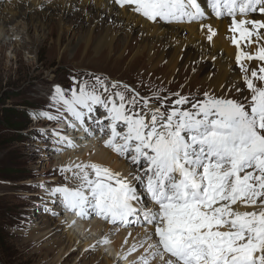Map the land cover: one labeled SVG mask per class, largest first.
Instances as JSON below:
<instances>
[{
	"label": "snow or ice",
	"instance_id": "obj_1",
	"mask_svg": "<svg viewBox=\"0 0 264 264\" xmlns=\"http://www.w3.org/2000/svg\"><path fill=\"white\" fill-rule=\"evenodd\" d=\"M114 3L121 8L130 6L154 23L205 18V9L198 0ZM206 3L216 17H231L232 43L238 49L240 40L255 37L259 41L264 35L260 32L264 29L261 20L236 18L237 14L247 17L256 12L264 16V0ZM208 31L211 41L215 33L211 27ZM253 58L264 62V44L255 57L243 51H238L236 57L251 92L247 106L206 96L204 101L192 104V110L173 107L170 112H161L157 108L150 120L136 112L130 114L124 92L117 91L107 100L102 98L96 86L105 92L108 86L99 77L91 91L85 84L71 90L70 98L56 86L54 104L63 105L81 125L86 113L90 116L97 106L104 108L108 124L99 119L94 122L109 137L105 146L117 155L130 157L142 169L133 180L145 191L138 194L137 188L119 173L90 163L62 169L73 171L79 183L74 188L57 187L51 195H58L67 210L82 218L91 210L114 225H127L131 217L142 216L157 239L150 245L151 259L142 258L141 264H151L157 256L163 264H264V87L253 82V78L264 82V66L259 69L261 75L253 69L250 78L248 68L242 64V60ZM112 87L117 85L113 83ZM124 88L128 91L126 85ZM129 102L134 108L135 100ZM175 103L182 106L187 99ZM143 107H149L146 100ZM37 118L54 119L43 114H37ZM142 195L150 198V206L141 200ZM238 204L253 210L238 211L233 207Z\"/></svg>",
	"mask_w": 264,
	"mask_h": 264
},
{
	"label": "bare ground",
	"instance_id": "obj_2",
	"mask_svg": "<svg viewBox=\"0 0 264 264\" xmlns=\"http://www.w3.org/2000/svg\"><path fill=\"white\" fill-rule=\"evenodd\" d=\"M198 2H201L202 7L205 9V18L201 21L172 23L160 21L154 23L132 11L130 6L121 8L114 3V0H0V38H14L23 49L37 55L41 41L47 35L51 37L50 32L52 30L57 32L60 40L66 42L67 36L73 32V35L79 41H83L87 45L92 44V48L96 51L105 48L107 51L115 52L119 50L122 43L125 54L128 55L135 50L136 52L146 53L151 64L158 61L160 65L168 68L170 73H174L179 66L185 70L196 72V75L204 81V84L210 86L208 92L213 91L220 94V90L226 87L230 93L232 91L234 95L240 96L243 83L245 90L250 92L244 82V73L241 70V65L237 63L236 57L238 51H243L255 57L259 47L264 44V35L259 41H256L255 37L250 41L240 40V48L238 49L232 43L234 33L231 30V17L225 15L218 18L212 14L206 0H198ZM236 18L238 20L255 18L264 22V16L259 12L249 13L247 17L237 14ZM67 27L71 28L70 32L66 29ZM209 27L215 33L211 41L208 39ZM248 27L250 28L251 25H248ZM260 32L264 34V29H261ZM235 36L239 39L238 33ZM5 49L6 46L0 44V55L3 54ZM17 54L18 52L15 53V55ZM242 64L248 68L250 78L253 69L257 71L259 76L261 75L259 69L264 66V62L255 58L242 60ZM199 72H201L200 75ZM253 82L257 87H264V82L255 78H253ZM116 85V88L125 94V105L130 110V114L136 112L150 120L153 111L150 108L143 107L139 100L127 94L124 88L125 85ZM116 88L112 87L108 90L112 91ZM202 91L203 89L200 90V93L204 97L201 99H206L209 94H203ZM175 95L179 97L178 99H187V103L182 106L193 103L192 98L194 97H190L192 95L186 93ZM102 98L109 99L107 96ZM115 99L119 103L118 98ZM133 99L136 102L134 108L129 102ZM141 100L149 101L148 98H141ZM168 103H170V100H168ZM99 109V106L96 107V110L90 116L87 113L85 114V122L87 123L84 124V129L87 138L83 140V143H81L82 140L78 139V136L75 138L68 134L65 135L63 131L60 135L57 134L60 140L65 141L68 147L65 150L69 149L73 152L68 157L60 158L54 164V171L57 174L65 173V180L57 176L58 179L56 177L55 180L41 179L43 180L41 182L48 185L54 181L55 184L64 183L65 186H77L79 181L75 179L74 172H64L62 169H75L76 165L86 164L88 161L105 166L111 171L119 173L125 179L129 177L131 169L127 168V164L122 161L118 162L117 155L115 156L112 151H107L105 145L103 148L98 141L93 140L95 134L100 132L97 130L99 125L94 122L97 119L94 116ZM100 111L101 117L105 118L107 113L104 108L102 107ZM102 121L106 122L105 120ZM59 128L63 130L64 126ZM93 130L94 134L91 138ZM89 139L91 141H88ZM68 142H71V146ZM43 154H45L44 159H53V152L47 151ZM31 155L32 157L30 156L28 161L35 163L33 151ZM26 187L28 186L26 185ZM51 192L47 194L39 193L38 195L41 196V199L48 201L49 198L55 197L51 195ZM59 208L56 209V212L58 210L62 213V205H59ZM34 216V222L36 223L28 232H22V234H26V237L20 246L25 254H29L28 249L32 245H41V248L46 249L47 252H51V249H53L55 254L52 257L54 258L52 263L54 264H65L71 260L72 255L77 253L76 250L80 247L79 237L81 235L91 237V240L82 246L81 254H77L73 264H111L112 260L107 255L104 256V253H111L114 257L116 256L117 261L120 257L117 255L122 254L125 264H130L139 260L137 256H132L135 251L139 252V255L151 254L152 251L150 248L152 238L149 239L151 237L149 232L145 234L143 229L117 232L116 228L111 227L112 223L95 215L91 210L83 218L75 214L70 219L60 217L57 219L58 222L55 223L49 221L47 215L36 216L34 214ZM91 216L97 217L95 222L88 221ZM78 217L81 218L80 221H78ZM74 218L75 220H72ZM31 222H33L32 219ZM52 223L54 225H51ZM143 237L148 239L147 242L142 240ZM98 247L100 248L98 256L87 260L89 255ZM47 252L44 255L45 259L48 258ZM151 264H163V262L159 257L154 259Z\"/></svg>",
	"mask_w": 264,
	"mask_h": 264
},
{
	"label": "rangeland",
	"instance_id": "obj_3",
	"mask_svg": "<svg viewBox=\"0 0 264 264\" xmlns=\"http://www.w3.org/2000/svg\"><path fill=\"white\" fill-rule=\"evenodd\" d=\"M66 29L71 31L69 27ZM50 33L51 37L47 35L41 41L37 55L23 49L14 38H0V44L6 46L3 54L0 55V122H3L2 118L14 121L22 120L25 127L24 131L17 135V132L6 129L0 123V264H54L52 263L54 259L52 257L55 254L53 249L51 252H47L46 249L41 248V245H32L28 249L29 254H25L20 245L26 237V234H22V232H28L36 223L34 214L36 216L47 215L49 221H54V223L63 216L58 210L56 212V209L59 208L57 200L60 198L55 196L45 201L38 195L39 193L47 194L52 189L60 187L54 181L48 185L41 181L55 180L57 176L65 180V173L57 174L54 171V164L60 158L68 157L73 153L69 149L65 150L68 148L65 141H61L51 130L53 126L50 122L57 120L56 117H59L58 120L62 117L55 111L61 109L67 112L63 105H56L52 100L56 86L65 92L66 98H70L71 90H78L82 85L87 84L91 91L92 86L96 84V78L99 77L108 86V89L112 88L113 83L126 85L128 91L125 92L139 100L142 106L141 98H148L149 107L147 108H150L151 111L159 108L161 112H170L173 107L180 110H192V104L205 100V98L201 99L204 97L200 93L201 89H203V94H209L210 97L231 99L245 104V106L251 100V92L245 90L244 83L240 96L234 95L232 91L230 93L226 87L220 90V94L213 91L208 92L210 86H206L204 81L196 75V72L185 70L179 66L174 73H170L169 69L160 65L158 61L151 64L146 53L135 50L128 55L125 54L122 43L119 50L115 52L107 51L105 48L96 51L92 48V44L87 45L83 41H79L73 32L67 36V42L60 40L55 30ZM16 52H18L17 55H15ZM200 74L201 72H199ZM96 91L102 97L114 98L113 94L120 90L116 88L105 92L102 87L97 85ZM183 93L194 97L192 104L188 106L176 105L175 102L179 97L175 94ZM153 98L154 100H152ZM39 107L45 110L39 109ZM5 108L12 109V111L9 112ZM99 108L102 107L99 106ZM100 109L94 116L97 119L101 117L100 112L103 111ZM37 112H41L44 116L51 115L54 119L48 120L31 116ZM107 124L108 121L105 122V125ZM93 140L98 141L104 148L102 141L106 140V135L97 132ZM106 150L111 151L108 148ZM32 151L35 154V163L28 161L29 157H32ZM47 151L53 152V159H44L45 154L43 153ZM117 159L118 162L122 161L124 164L130 160L129 157L125 158L120 155L117 156ZM90 163L94 162H86V164ZM129 167L128 165L127 168L129 169ZM42 171L43 173H41ZM133 176L131 175L129 179ZM90 222H94V220L90 219ZM144 224V222L141 223V225ZM128 226H132V224L124 227ZM124 229L134 230L132 227ZM124 229L119 231L122 232ZM145 234L147 233L145 232ZM82 236L79 237L80 247L76 250L77 253L72 255L71 262L65 264H73L77 254H81L82 246L90 242L91 237ZM142 240L147 242L148 239L143 237ZM108 244L110 245V243ZM46 252L47 259L44 258ZM99 253L100 248L98 247L87 260L97 257ZM110 254L104 253V256L110 257L111 264H125L122 254L117 255L120 256L118 257L119 261L116 256ZM138 255L139 252L133 253L132 256H137L139 260L130 264L141 263L142 258L145 257L151 259L150 254H141L139 257Z\"/></svg>",
	"mask_w": 264,
	"mask_h": 264
},
{
	"label": "trees",
	"instance_id": "obj_4",
	"mask_svg": "<svg viewBox=\"0 0 264 264\" xmlns=\"http://www.w3.org/2000/svg\"><path fill=\"white\" fill-rule=\"evenodd\" d=\"M32 107H34V106H32ZM5 109L8 110L9 112L12 111V109H7V108H5ZM24 115H25V114H24ZM25 116H26V115H25ZM26 117H27V116H26ZM2 121H3V122H0V123H2L3 126H4L6 129H8V130H10V131H15V132H17V133H16L17 135H19L21 131H24L23 128H25V127H24V125L22 124V120H16V121H14V120H9V119H7V118H2ZM16 123H17V124H16ZM0 240H1V238H0Z\"/></svg>",
	"mask_w": 264,
	"mask_h": 264
}]
</instances>
